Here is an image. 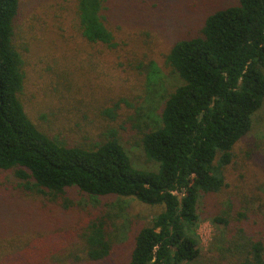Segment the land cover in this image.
Here are the masks:
<instances>
[{
  "label": "trees",
  "instance_id": "obj_1",
  "mask_svg": "<svg viewBox=\"0 0 264 264\" xmlns=\"http://www.w3.org/2000/svg\"><path fill=\"white\" fill-rule=\"evenodd\" d=\"M108 9V0H77L82 36L115 48ZM20 13V0H0V170L54 199L67 200V191L77 188L93 198L133 197L160 207L137 232L128 264H264V234L253 233L247 211L232 212V197L228 209L209 217L216 227L211 256L198 234L201 205L229 187L234 148L264 105V0L215 10L199 35L173 45L166 61L181 83L168 92L159 120L150 116L146 129L137 126L157 170L135 166L115 128L92 146H71L32 122L22 102L25 61L14 41ZM146 69L149 94L165 91L162 71L153 62ZM107 113L114 117V108ZM112 223L106 215L83 232L89 258L110 254Z\"/></svg>",
  "mask_w": 264,
  "mask_h": 264
},
{
  "label": "rangeland",
  "instance_id": "obj_2",
  "mask_svg": "<svg viewBox=\"0 0 264 264\" xmlns=\"http://www.w3.org/2000/svg\"><path fill=\"white\" fill-rule=\"evenodd\" d=\"M20 1L14 41L25 61L22 102L32 122L71 146H92L115 128L135 166L157 170L137 126L146 129L152 117L159 120L168 92L181 83L167 55L177 41L200 34L209 13L237 0H108L115 48L82 36L77 0ZM149 62L162 71L165 91L149 94ZM111 108L114 117L107 113ZM254 119L252 131L234 148L226 171L229 187L201 205L198 234L206 257L216 232L209 217L228 209L229 197L232 212L247 211L253 233L264 234V206L258 209L264 205V105ZM65 197L28 190L12 171L0 170V264H128L137 232L160 211L133 197L93 198L77 188ZM106 215L113 220L112 250L93 260L83 232Z\"/></svg>",
  "mask_w": 264,
  "mask_h": 264
}]
</instances>
